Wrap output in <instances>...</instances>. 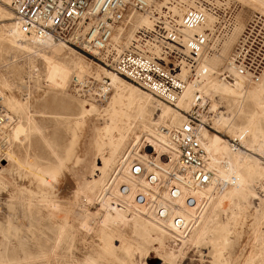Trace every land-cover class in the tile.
<instances>
[{
  "label": "rangeland",
  "instance_id": "1",
  "mask_svg": "<svg viewBox=\"0 0 264 264\" xmlns=\"http://www.w3.org/2000/svg\"><path fill=\"white\" fill-rule=\"evenodd\" d=\"M228 1L232 7H238L239 21L242 19L244 24L250 17L260 15L237 0ZM5 5L13 16L9 21H0V75L10 77L11 82L10 89L1 83L0 86H4L2 89L5 94L23 107L20 114L6 107L16 121L17 118H22L26 123L27 116L33 118V126L36 129L32 131L30 139L24 144L15 143L13 151L24 163L28 159L34 162L37 172L30 173L28 169L13 164L7 174L10 175L6 180L7 184L0 181V264H264V177L257 176L253 179L242 194L243 197L237 196L230 202V199H225L224 203L218 204L219 198L216 196L205 209L203 205L197 215L199 219L210 217V220L199 243L195 244H191L187 239L193 232V224L189 223L190 226L183 234H177L156 220L154 216L157 209H153L152 204L147 206L150 212L129 210L128 203L120 199L118 191V194L112 193L116 192L121 184L117 185L116 182L118 187L115 189V179L121 176L124 161L129 170L134 161H139L133 156L129 158V153L133 152L134 155L135 152V135H143L138 146V149H142V154L148 155L151 160L157 158L158 150L152 151L150 145H154L147 139L156 140V129L159 125H154L149 132L145 131L142 121L132 114L131 130L127 133L128 136L126 135L122 151L105 171H98L97 168L109 158L106 145L118 135L116 128L125 127L129 122L125 105L132 98V92L128 85L151 94L122 77L124 83H127L114 87L105 72L111 70L72 44H66L73 51L68 56L69 59H80L81 63L83 61L88 66L89 71L81 75L72 73L66 89L50 86L46 76L44 78L47 73L44 59L17 51L5 39V28L15 22L10 4L0 0V6L6 8ZM235 42L236 39L230 38L226 50L232 46L234 48ZM59 59H62V56ZM219 69V72H222L225 68ZM80 76L81 83L76 84V78ZM88 88H92L94 96L76 90L85 91L89 90ZM199 95L203 104L199 109L198 118L201 122L198 124L231 145L241 147L240 140L233 137L228 127L223 126V121L229 113L237 125L245 122L243 116H236L237 106L234 104V98L204 87L197 91V96ZM140 99L134 98L131 112L135 111L138 104H145ZM115 100H120L117 105H114ZM159 100L154 97L147 103L148 112L154 120L159 114L156 108ZM214 104H217V107ZM172 107L185 119L192 109L191 107L184 111ZM84 109L87 113H83ZM261 160L264 161L263 158ZM1 163L7 164L4 160H1ZM51 172L58 176V186L48 192L41 186L40 177L44 174L43 179L46 182L52 179ZM110 186L114 187L113 190L107 191ZM153 194L155 195V192ZM110 200L116 201L117 204H111L110 208L107 204ZM108 208L116 213L119 210L125 213L126 220L121 224L105 221L104 233L94 218L92 222L87 220L86 213L96 217V213L103 214ZM83 209L86 210L85 213ZM134 212L149 222L144 226L136 224ZM151 224L159 225L166 233L153 231ZM60 228H63L64 241L62 238L63 243L56 248V257L52 248Z\"/></svg>",
  "mask_w": 264,
  "mask_h": 264
},
{
  "label": "built area",
  "instance_id": "2",
  "mask_svg": "<svg viewBox=\"0 0 264 264\" xmlns=\"http://www.w3.org/2000/svg\"><path fill=\"white\" fill-rule=\"evenodd\" d=\"M11 8L23 34L75 45L171 106L187 88L184 72L188 79L198 80L208 74L207 69L201 73L204 57L232 32L239 11L226 0H13ZM139 16H149L150 24L137 27ZM210 17L214 21L208 28ZM200 29L203 31L196 32ZM130 31L134 32L129 39ZM231 66L235 75L223 70L219 75L223 82L237 78L247 86L259 83L264 72V15H254L246 22L235 43ZM88 89L77 90L94 96L92 88ZM4 95L0 86V143L2 132L12 126ZM202 100L200 95L195 98L182 125L159 128L169 148L161 158L166 161L176 156L177 172L188 174L190 183L199 189L211 185L215 178L200 135L202 125L198 124ZM138 162H133L131 172L144 174L148 184L157 189L154 199L143 195L138 199L145 198L142 204L154 202L158 215L167 217V208L160 207L159 198L167 186L171 187L169 197H178L177 181L169 183L175 172H163L156 165L154 171L144 170ZM186 201L197 204L194 198ZM179 221L172 217V225Z\"/></svg>",
  "mask_w": 264,
  "mask_h": 264
},
{
  "label": "bare ground",
  "instance_id": "3",
  "mask_svg": "<svg viewBox=\"0 0 264 264\" xmlns=\"http://www.w3.org/2000/svg\"><path fill=\"white\" fill-rule=\"evenodd\" d=\"M226 1L229 2L228 0H226ZM237 1H239L241 4H243L245 6H248L251 10H254L255 12H259L260 15L261 14L264 15V0H237ZM4 2H6V4H10V7H11L13 0H4ZM5 6H6V8L0 6V21L1 20L9 21L12 19V16H13L12 13L10 11H8L7 5H5ZM11 10L14 14V11L12 8H11ZM175 10H177V9L175 8ZM238 15H239V11L237 13L235 27L233 28L232 32L228 36H226L223 41L219 42L220 43L219 47L210 49L209 54H207L208 56L204 57V60L202 62L201 73L203 72V69H207L208 74L205 76H202L198 80V78L194 79L195 77L188 79L187 72H184L183 77L186 78L188 81L187 88L183 92V94L180 96V98L177 100V102L175 103V107L178 108L179 110H184V111L189 110L193 106L195 98L197 97V91L201 90L204 87L207 89L215 90V91H217V93H220L223 96H228V97L234 98V104L237 106L236 116L241 115V116H243V118H245V122L242 125H237L234 122V118H231L230 113H229V116L226 117L225 120L223 121V126L225 125V127H228V129H229L230 133L233 135V137L236 138L237 140H240L241 144L240 143L239 144L241 145V147H235L236 145L235 146L231 145L229 142L224 141L219 136L211 134L203 126L200 127V129H201L200 135H201L202 143H203V146H204L206 152L208 153L209 166L215 174V178H214L213 183L211 185H209L208 187H205L203 189L195 188L190 183V176L188 174H184V173L180 174L179 172H177L178 168H177L176 162H175L176 156L174 157V155H172L170 159H166L167 162L164 161V159L160 158L162 155H164L166 152L169 151V148H168V140L163 135L160 134L159 128L160 127H170V126H180L184 123L185 117H183V115L181 113H179V111L177 109L175 110V108H173L171 105L169 106L168 104L162 103L159 100V101H157L158 105L156 107L158 112H159L158 117L155 120L152 119L151 117H153V116H151V113L148 112L147 103L151 102L154 99V96L151 94L153 96L152 97L151 95L146 94L143 91H141V89H139L138 87H135L132 85H128V87L131 90L130 92H132V94H131L132 98H130L129 103L125 105L126 110H127V112H125V114L127 115L129 122L127 123V125L125 127H122V128L117 127L116 128V130L118 131V135L115 136L114 138H112V140L110 142L108 141V145H106V150L109 153V158L106 160L103 159V160H105L103 163L100 160L102 165H101V167L97 168V169H99L98 171H100V170L102 172L105 171L113 163V161L115 160L116 156L120 153V151H122V147L124 145L126 137L128 136L127 133L130 132V130H131L130 120L132 119V114H135L136 119H139L142 121V123L144 124L145 131L149 132L152 130V127L154 125H157V126L159 125L156 129V135H155L156 140L147 139V140L151 141L154 145V146L150 145V148L152 149V151L158 150L159 155L157 156V158L155 160H151V159H149L148 155L142 154V149H138V146L140 145V138L143 137V135L141 137L137 136V135L134 136L133 143L135 144L134 147L136 146L137 149L135 148L134 155H133V152L129 153L130 154L129 158L131 156H133L134 158L135 157L138 158L139 159L138 163L142 166V168L144 170L154 171L155 170L154 166L156 165L159 168H161L163 170V172H169V171L175 172V174H174L175 179H174V177L171 176L169 183L171 184V183L177 181V185H175V186H177L179 188V195L177 198L171 199L169 197V194H168L169 191L171 190V187L167 186V188H166L167 191L162 193L161 197L159 198L160 199L159 205L161 208H162V206L166 207L169 215H167V217H165V218L160 217L158 215L159 214V209H158V212H157V214H155L154 217L163 226L169 227L170 229L173 230L174 233H177V234H183V232L190 226L189 223L193 224V232H192L190 238H187L191 244L199 243L201 236L205 233V231L207 230V227H208L210 217H206L205 219H203V218L199 219V217L197 215L198 212L200 210H202L200 208L203 207V205H204L203 209H205L208 206L209 202H212V200L216 196H218V198H219L218 204L225 201V199H230L229 200V202H230V201H232L231 199H234L237 196H239V198H240V195H241V197H243L242 194H244L245 190L249 187V184L251 181H253V179H255L257 176L264 177V161L261 160V158L264 159V129H263L264 128V101H263V98H264V72L261 76L259 83L255 84V85H250V86L245 85L244 82H242V79L236 78V80L234 82H230V83L223 82L221 79H219V75H220L219 67L225 68L223 70H227L228 72H231L235 75L234 70L232 69V66H231L234 48H232L233 47L232 46V47H229L228 50H226V46H227V42L230 41V38L237 40L238 37L240 36L242 30L245 27L243 20L241 19V21H239ZM14 20H15V14H14ZM150 21H151V19L149 16H139V17H137V20H136L137 27L147 26L150 24ZM213 21H214V19L212 17H210L208 24H207L208 28H209L210 24L213 23ZM5 29L7 30L6 35L4 34L6 36L5 39L7 40L8 43L11 44L12 48H15L17 51H22L24 53L26 52V53L37 55V56L44 59V62H46V65H47L46 66L47 67V73H46V75H44V78L46 76V80L50 84V86L55 87V88H60V89H66L68 87V84H70L69 80L71 79L72 73H79L81 75V73H85L86 71H89L88 66H86L83 63V61L81 63L80 59H79V61L75 60L74 58L69 59L68 56L71 55L73 53V51L68 47V45H66V43L59 42L58 44H56L55 42H57V41H54L53 39L40 40L38 38L28 37L27 35L23 34V32L21 31L16 20L14 23L9 25ZM202 31L203 30L200 29V30H197L196 32H202ZM133 32L134 31L129 32V35H128L129 39L133 36ZM230 43H232V40ZM235 43L233 44L234 46H235ZM60 53H62L63 55L62 54L60 55ZM60 56H62V59H59ZM105 72H107V76L112 81L111 84L114 87H118L119 85H123V84L127 83V82L124 83L121 76H119L115 72L106 71V70H105ZM213 76H216V77H213ZM9 78L10 77L0 75L1 85L3 84L6 88H9L10 82H11V81H9ZM80 78H81V76L78 79H80ZM208 79H209V81L206 83V81ZM204 84H205V86H204ZM4 86H2V87H4ZM77 92H78V90H77ZM102 94H104V93H102ZM135 97L141 98L144 101L142 103H145V104H138L135 107V111L131 112L130 111L132 109L131 105L134 104L133 100ZM119 101L120 100H115L114 105H117V103ZM3 103H4L5 107L8 106L7 108L10 111H15V112L17 111V113L21 112V110L23 108L19 102H17L13 98H10L6 94L4 95ZM154 103H156V102H154ZM250 104H252L253 106ZM214 106L217 107V104H214ZM24 111H25V109H24ZM83 113H87V111L84 109ZM28 115H30V114H28ZM10 119H11L10 121H12V126L9 128L8 132H2V134H1V139H2V142L0 143V181L1 182H3V181L6 182V180H8V177L10 175L8 176L7 174H8V172L11 171L13 164H14V166H17L19 168L28 169V171L30 173H34L35 171L37 172L36 167L33 165L34 162L32 163L31 161H28L29 160L28 159V160H26L27 162L25 161L26 163H24L23 161H21L18 158V156L13 151V145L15 143L24 144L26 141H28L30 139L31 133H33L32 131H34L36 129L33 126V120H32L33 118L30 116H27V118H26L27 122L25 123L24 121H22V118L21 119L17 118V121H16V118L10 114ZM35 124H37V123H35ZM112 124H114V123H112ZM217 124H218V121H217ZM162 125H164V126H162ZM141 133H143V132H141ZM132 134H134V133H132ZM32 136H33V134H32ZM104 145H105V143H104ZM27 155H28V153H27ZM31 159H32V157H31ZM1 160H4L5 162H7V164L6 165L2 164ZM174 162H175V166H174ZM126 164H127L126 161H124L122 169H121L122 174L120 177H117L115 179V182H114L115 189L118 186H120V187H118L117 190L114 189L116 192H112V193L116 194L118 191V193L121 195V196H119L120 199H123V201L125 203H128L127 205H129V210L130 209H136V210L138 209V210H141L142 212H145V211L150 212V209L147 208L148 204H142V203L145 201V198H148V199L151 198V200L154 199L153 192H156L157 189L156 188L154 189L153 187H151L148 184L147 180H145V178H144V174L134 175L131 172V170L128 169V166H126ZM40 172H41V170H40ZM51 175H52L51 176L52 177V181H51L52 183L50 185L45 182V179H43L44 174H43V176L40 177L41 186L44 189H46V191H48V192L55 190L56 187L58 186V176L54 173H52ZM39 176H40V174H39ZM165 176H166V174H165ZM116 182H117V185L119 183H121V184L117 186ZM9 183H10V180H9ZM3 184H5V183H3ZM6 184H7V182H6ZM112 186L109 187L110 189L107 188V191L113 190L114 187H112ZM171 186H173V184ZM138 195H143L145 198L138 199ZM116 196H115V198H117ZM189 197L194 198V200H195V202H197V204L194 206H192L194 202L189 204L186 201L187 198H189ZM105 199H104V201H105ZM120 199H119V201H120ZM104 201H103V203H104ZM115 202L116 201H114V200H110L107 202V204H109V206L113 203L117 204ZM233 202H235V201H233ZM96 203H97V201H96ZM101 203H102V201H101ZM153 204H154V202H153ZM153 204L151 205L153 207V209L154 208L157 209L158 207L154 206ZM119 205H117V206H119ZM216 206H217V204H216ZM111 207L112 206H110V208ZM114 207L112 209H114ZM115 209H116V207H115ZM212 210L213 209H211V211ZM83 211H84V209H83ZM85 212H86V210L84 211V213ZM86 214H87L86 215L87 220H89V221L91 220V222H92V218H94V220L97 221L96 223L98 224V226L99 225L101 226V229H102L101 231H103L104 233L106 231V229L103 228L105 226L104 225L105 221L108 220L114 224L115 223L121 224V223L125 222V220H126L125 219L126 218L125 213H122L120 210L116 213V211L114 212L113 210H111L109 208L106 209L103 212V214L96 213L95 214L96 217H94L89 212ZM134 215L136 218V224L140 223L142 226H144L147 224L146 222H149V221H146L145 219H143L138 213L134 212ZM97 216H99V217H97ZM209 216H212V215H209ZM172 217L180 219V221L177 225L176 224L172 225ZM95 221H94V223H95ZM85 222H87V221L85 220ZM136 224H134V225H136ZM151 226H152L151 229L153 231H159L162 233H166V231L162 227H160L159 225L151 224ZM121 227H122V225H121ZM149 229H150V227H149ZM62 232H63V228L62 229L60 228L57 235L55 234L56 240H55L54 246L52 248L53 255L57 252L56 248L59 245L61 246V244L63 243V242L61 243L62 238H63ZM168 236H170V235H168ZM63 241H64V238H63ZM186 242L187 241L185 240V243ZM45 255H46V253H45ZM50 256L52 257V255H50ZM54 256L57 257V255H54ZM61 257H62V255H61ZM60 259H62V258H60ZM88 260H90V259H88ZM167 261H169V260H167ZM89 263H92V261ZM169 263L171 264V262H169ZM173 263H174V261H173Z\"/></svg>",
  "mask_w": 264,
  "mask_h": 264
}]
</instances>
